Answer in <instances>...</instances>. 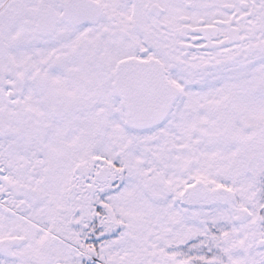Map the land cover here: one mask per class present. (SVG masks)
<instances>
[{"label": "snow or ice", "instance_id": "6c2138e0", "mask_svg": "<svg viewBox=\"0 0 264 264\" xmlns=\"http://www.w3.org/2000/svg\"><path fill=\"white\" fill-rule=\"evenodd\" d=\"M0 264H264V0H0Z\"/></svg>", "mask_w": 264, "mask_h": 264}]
</instances>
